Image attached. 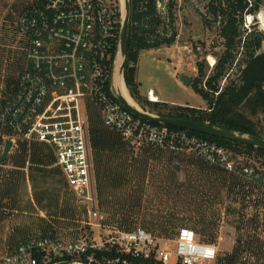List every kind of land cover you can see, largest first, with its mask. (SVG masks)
<instances>
[{"label":"rangeland","instance_id":"374dc122","mask_svg":"<svg viewBox=\"0 0 264 264\" xmlns=\"http://www.w3.org/2000/svg\"><path fill=\"white\" fill-rule=\"evenodd\" d=\"M119 1L122 21L124 5L123 0ZM170 1L175 4L176 43L140 53L138 98L126 86L138 108L154 116L166 107L206 110V101L191 85L185 86L180 76H191L193 82L199 75L197 63L204 62L208 78L216 67H211L209 58L217 64L224 51L219 25L208 29L203 25L201 14L207 13L206 2L161 0L160 11ZM11 2L0 0V109L16 92L25 68V45L16 26L25 4L11 6ZM263 13L264 8L243 18L244 37L251 31L264 34ZM241 53L242 49L237 48L229 79L238 76L244 57ZM149 89L167 104H161L157 112H151V106L161 102H152L145 96ZM94 117L101 125L98 115ZM104 133L105 137L95 134L92 145L98 207L106 227L99 228L98 220L89 219L86 207L69 192L47 148L31 146L25 152L21 147L0 163V258L35 237L76 240L86 231L99 234L141 227L164 245L173 246L185 237L217 247L218 258L213 264H231L235 258L237 264H264V180L259 182L264 173L263 153L225 144L241 170L260 174L251 179L244 173L207 166L195 152L135 148L112 131L104 128L101 136ZM4 145H0L1 156ZM55 194H59V207Z\"/></svg>","mask_w":264,"mask_h":264},{"label":"built area","instance_id":"2783aa9c","mask_svg":"<svg viewBox=\"0 0 264 264\" xmlns=\"http://www.w3.org/2000/svg\"><path fill=\"white\" fill-rule=\"evenodd\" d=\"M18 2L25 4L16 23L25 45V68L16 92L0 109V138L4 144L12 142V151L20 142L50 149L69 192L86 207L90 220L99 221V228L105 223L98 207L92 106L106 128L135 148L195 152L207 166L258 178L253 170H241L214 141L145 121L118 101L119 0H12L11 6ZM210 59L214 67L216 60ZM152 95L149 91L150 101ZM217 258L218 248L213 245L185 237L173 246L164 245L138 227L99 234L86 231L76 240L35 237L1 257L0 264H134L133 260L213 264Z\"/></svg>","mask_w":264,"mask_h":264},{"label":"trees","instance_id":"16d2710c","mask_svg":"<svg viewBox=\"0 0 264 264\" xmlns=\"http://www.w3.org/2000/svg\"><path fill=\"white\" fill-rule=\"evenodd\" d=\"M203 1L206 2L207 10L206 14H201L203 25L207 29L213 28L214 25H219V34L224 40V51L218 57L216 67L212 71L213 73L207 78L204 71V62H198L199 75L191 84L193 89L206 101L207 109L168 108L165 106V109L158 111V115L210 124L215 127L227 128L245 135H255L264 139V51H261L264 44V34L251 31L244 37V33L241 31V29L243 30V18L246 15L258 14L264 8V0ZM160 2L161 0H130V31L128 53L124 64V79L134 98L139 96L140 85L137 82V64L140 53L142 51L171 47L176 43L178 36L175 27L174 2L170 1L167 5H164L163 12L159 9ZM119 15H121L120 12ZM237 48L242 49L241 55L244 57L239 64L238 76L234 79H229V73L233 69L237 58L235 54ZM224 79H226V83L222 86ZM161 104L167 105L165 103H156L151 106L153 108L150 111L157 112V109L163 107ZM92 107V110L90 109L91 138L95 134L105 137L107 133H104V136H101V134L104 132V128L109 129L103 125L98 109L94 106ZM95 115H98L101 125L98 124L97 119L94 117ZM170 128L178 129L175 127ZM188 132L208 138L224 148L227 147L225 146L226 144L236 149L255 150L264 154V151L254 147L205 134ZM119 138L123 140L121 137ZM104 140L106 141L105 138ZM1 144H3V140L0 138ZM38 145L47 148L40 144L29 145L24 142H20L18 148L22 147L25 151L28 147H39ZM112 149L117 152L115 151L116 149ZM48 150L52 154V151ZM52 156L54 157L53 154ZM100 171L99 169V173ZM256 173L258 174V172ZM108 177L111 179V172L108 173ZM263 180L264 173L260 176L259 182ZM53 197L57 199L58 203L59 194H55ZM133 263L157 264L154 261L143 262L136 260H133ZM237 263L238 260L236 258L231 260V264Z\"/></svg>","mask_w":264,"mask_h":264},{"label":"water","instance_id":"95a60500","mask_svg":"<svg viewBox=\"0 0 264 264\" xmlns=\"http://www.w3.org/2000/svg\"><path fill=\"white\" fill-rule=\"evenodd\" d=\"M123 12H124L123 20H122L121 32H120V45H119V51H118V56L120 55L121 58L123 59L120 69H119V73L122 76L124 74V70H125L124 64H125V60H126L127 53H128L130 15H131L130 0H124V11ZM181 81L185 86H190L192 83V80L185 75L181 77ZM117 99L129 112H131L136 117H139L145 121L152 122L155 124H163V125L175 127L181 130H187L191 132L205 134L208 136L228 140L234 143L254 147L256 149L264 151V139L258 136L245 135L243 133L235 132L227 128L215 127L210 124L197 123L193 121L172 118V117H167V116H154L152 114L142 111L140 108L138 109L130 105L120 92L117 95ZM11 149H12V142L6 141L3 155L0 157V163H3L7 159V157L11 153ZM59 264H83V263L74 262V261H66V262H61Z\"/></svg>","mask_w":264,"mask_h":264},{"label":"bare ground","instance_id":"6f19581e","mask_svg":"<svg viewBox=\"0 0 264 264\" xmlns=\"http://www.w3.org/2000/svg\"><path fill=\"white\" fill-rule=\"evenodd\" d=\"M123 5H124V0H123ZM261 19L264 22V17L263 16H261ZM249 20H252V16L249 17ZM122 61H123V59L119 55L118 58H117V61H116L115 83L117 84V87H118L119 92L123 95V97L127 100V102L130 105H132L133 107L138 108V106L136 105V103L134 102V100L131 98L130 94L126 90V85L124 83L123 76L119 73V69H120V66H121ZM212 61H214V59ZM151 99L154 102H158V99H157V97L154 94L152 95V98Z\"/></svg>","mask_w":264,"mask_h":264},{"label":"crops","instance_id":"0c3cea01","mask_svg":"<svg viewBox=\"0 0 264 264\" xmlns=\"http://www.w3.org/2000/svg\"><path fill=\"white\" fill-rule=\"evenodd\" d=\"M201 43V42H200ZM185 76H187L186 74H184ZM184 75H181L180 76V80H181V77H183ZM188 77V76H187ZM189 78L191 79V76H189ZM124 80V79H123ZM137 82H138V80H137ZM182 82V81H181ZM125 83V82H124ZM139 83V82H138ZM140 85V84H139ZM140 87V86H139ZM149 91H152L153 92V94L157 97V99H158V102H161L162 103V100H161V98H160V96H158L154 91H153V89H149ZM148 91V92H149ZM144 95V94H143ZM145 96H148V93H147V95H145ZM170 105H172V104H170ZM206 109H207V107H206ZM205 110V109H204ZM4 147H5V145H4ZM13 151H12V149H11V153H12Z\"/></svg>","mask_w":264,"mask_h":264}]
</instances>
